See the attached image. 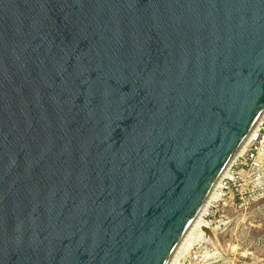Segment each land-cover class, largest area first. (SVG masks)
Segmentation results:
<instances>
[{
	"label": "water",
	"instance_id": "water-1",
	"mask_svg": "<svg viewBox=\"0 0 264 264\" xmlns=\"http://www.w3.org/2000/svg\"><path fill=\"white\" fill-rule=\"evenodd\" d=\"M264 112V0H0V264H169Z\"/></svg>",
	"mask_w": 264,
	"mask_h": 264
},
{
	"label": "rangeland",
	"instance_id": "rangeland-1",
	"mask_svg": "<svg viewBox=\"0 0 264 264\" xmlns=\"http://www.w3.org/2000/svg\"><path fill=\"white\" fill-rule=\"evenodd\" d=\"M257 169L238 167L213 215L215 241L197 240L179 264H264V156Z\"/></svg>",
	"mask_w": 264,
	"mask_h": 264
},
{
	"label": "built area",
	"instance_id": "built-area-1",
	"mask_svg": "<svg viewBox=\"0 0 264 264\" xmlns=\"http://www.w3.org/2000/svg\"><path fill=\"white\" fill-rule=\"evenodd\" d=\"M264 156V114L259 120L256 129L253 131L250 142L241 155H239L234 162L230 165L229 175L222 179L218 191L221 193V197L224 198L226 191L230 190L231 182H234L238 178V172L235 170L238 167H250L257 169L262 164V157ZM222 198L220 200H222ZM212 203L204 214V219L210 224H214L213 215L215 209L218 208L219 202Z\"/></svg>",
	"mask_w": 264,
	"mask_h": 264
},
{
	"label": "bare ground",
	"instance_id": "bare-ground-1",
	"mask_svg": "<svg viewBox=\"0 0 264 264\" xmlns=\"http://www.w3.org/2000/svg\"><path fill=\"white\" fill-rule=\"evenodd\" d=\"M263 114H264V112H263ZM263 114H262V116H263ZM249 142H250V138L240 148V150L234 155L233 159L231 160L228 167L224 171L223 175L221 176L220 180L218 181L217 185L215 186L214 190L212 191L211 195L209 196L207 202L205 203L203 209L201 210L199 216L197 217L196 221L192 225V227L189 230V232L187 233L186 237L184 238V240L182 241V243L178 247L177 251L173 255L169 264H179V261L182 258H184L190 252V250L195 245V243L197 242L198 239L203 238V237H208V238L213 239L215 241L216 229L218 227H213L212 224H210L208 221H206L204 219L203 216L206 213V210L209 208V206L212 203H216L218 200H220L222 198L221 193L218 191V187H220L222 179L225 178L226 176L228 177L230 165L234 162V160L239 155L244 153Z\"/></svg>",
	"mask_w": 264,
	"mask_h": 264
}]
</instances>
